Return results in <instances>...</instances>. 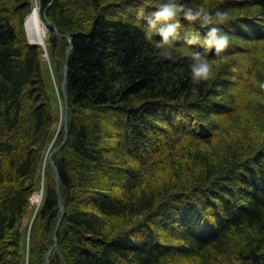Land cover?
Masks as SVG:
<instances>
[{"label":"trees","instance_id":"16d2710c","mask_svg":"<svg viewBox=\"0 0 264 264\" xmlns=\"http://www.w3.org/2000/svg\"><path fill=\"white\" fill-rule=\"evenodd\" d=\"M62 72L73 38L67 140L32 193L59 116L44 50L27 39L33 0H0V264H264V0H187L226 13L220 54L145 35L158 0H39ZM212 62L193 82L190 60ZM64 75V72H62ZM63 77V76H62ZM60 131L57 146L62 142ZM61 197V198H60Z\"/></svg>","mask_w":264,"mask_h":264},{"label":"clouds","instance_id":"9594fccd","mask_svg":"<svg viewBox=\"0 0 264 264\" xmlns=\"http://www.w3.org/2000/svg\"><path fill=\"white\" fill-rule=\"evenodd\" d=\"M197 22L205 29L203 37L199 33L185 36L188 45L202 43L208 50H214L218 55L229 44L230 36L221 27L226 22V13L195 8L187 0H158L152 12L146 18L145 35L151 38L160 34L162 44H168L180 39L181 19ZM190 75L193 82L209 78L213 65L208 56L195 50L191 54Z\"/></svg>","mask_w":264,"mask_h":264},{"label":"rangeland","instance_id":"374dc122","mask_svg":"<svg viewBox=\"0 0 264 264\" xmlns=\"http://www.w3.org/2000/svg\"><path fill=\"white\" fill-rule=\"evenodd\" d=\"M38 2V5H39V0H33V4L35 5L36 3ZM33 5V6H34ZM40 6V5H39ZM34 9V8H33ZM42 11H43V8L40 6V17H42ZM30 14V13H29ZM28 14V15H29ZM26 18V17H25ZM43 19V17H42ZM26 20V19H25ZM47 25V24H45ZM48 28V34H47V40H48V47H49V50H50V53L47 52L46 53V50H44V47L42 46L43 50H44V76H45V83L47 84V89H48V93L49 95H51V100H52V106L54 107L56 113H57V116H59V120L55 126V130L52 132V135H51V140H50V143L47 147V151L43 157V164L41 166V170H40V175L38 176V184H40L39 186V189L38 190H35L33 193H32V198H31V214H29L28 217H26V220H25V224H24V234H23V248L25 251H27L28 253V247H29V235H30V232H31V225L33 223V220H34V216L35 214L37 213V211L40 209L41 205L43 204V201H44V198L46 195H44V191H40L42 186H44L45 188V176H46V173H45V166L48 162H46L47 160V157L49 155L50 152H52V148H54L56 145V143L58 142V137H59V134H60V131L62 130V127H63V120H64V98H63V94L61 93V80H62V72L58 71V61H56V56L53 52V50L51 49V44L49 42V32H50V28L47 26ZM26 34H27V31H26ZM27 39H28V34H27ZM31 42V41H30ZM65 66V65H64ZM64 128V127H63ZM64 136V134H63ZM62 141H63V137H62ZM59 145V144H58ZM54 154V153H53ZM52 154V155H53ZM56 189H57V186H56ZM45 190V189H44ZM37 193H40L42 195V200L40 201V203L38 204L37 201L35 200V194ZM59 205H60V199H59ZM62 205V204H61ZM60 205V206H61ZM64 206V205H63ZM61 218V209H60V216ZM59 218V220H60ZM59 220L57 222V224L59 223ZM56 224V226H57ZM56 226H55V231H54V234L56 232ZM59 231V229H58ZM58 231H57V238H58ZM55 244V243H54ZM49 249V248H48ZM188 264H198L195 260L193 261H190L188 262Z\"/></svg>","mask_w":264,"mask_h":264},{"label":"water","instance_id":"95a60500","mask_svg":"<svg viewBox=\"0 0 264 264\" xmlns=\"http://www.w3.org/2000/svg\"><path fill=\"white\" fill-rule=\"evenodd\" d=\"M50 4H51V1L49 3H47V5L45 6V8L43 9L42 11V17H43V20L45 22V24H47V26L49 28H52L54 29V31L57 33V34H62L58 29H56L53 25H52V22L50 20V18L48 17V14H47V11H48V8L50 7ZM29 15L26 16V20L28 19ZM26 20H25V23H26ZM66 38H68L70 40V43H69V46L67 48V51H66V55H65V66H64V75H63V78L61 80V93L63 94V98H64V120H63V127H64V136H63V141L55 146L54 148H52V152L50 154V157H49V161H50V164L53 168V171L55 172L56 174V177H55V180L58 181V178H59V172H58V167L57 165L55 164L54 161H51V156L54 152L58 151L60 148L63 147L64 143L66 142L67 140V134H68V120H69V116H68V112H69V108H70V105H69V95L67 94V79H68V70H69V60L68 59V56L70 54V51H71V47H72V43H73V38L69 35H64ZM31 43L33 44H41L42 45V42H32ZM43 46V45H42ZM61 205V203H60ZM60 209H61V218L59 220V223L57 224L56 226V232L54 234V239H55V244L54 246L50 247L47 251V254H46V262L47 264H51V261H50V255L52 254V251H53V248H55L58 244V239H57V231L59 229V226H60V223L62 221V218H63V213H64V206L61 205L60 206Z\"/></svg>","mask_w":264,"mask_h":264},{"label":"bare ground","instance_id":"6f19581e","mask_svg":"<svg viewBox=\"0 0 264 264\" xmlns=\"http://www.w3.org/2000/svg\"><path fill=\"white\" fill-rule=\"evenodd\" d=\"M27 18L28 19L26 20V23H25V29H26L27 34H28V40H30L32 42H42V45L44 47V50H46V53L47 52L50 53V50L48 47V40L46 39L47 34H48V28H47V25H45V22L42 19V17H40V6L38 5V2L34 5V9L32 10V12L29 14V16ZM50 154H51V152L49 153L47 160H46V162H48L49 164H50V161H49ZM51 157H52L51 161H54L53 155ZM54 162L57 165L56 161H54ZM50 166H51V164H50ZM57 167H58V165H57ZM51 168H52V166H51ZM52 172H54L53 168H52ZM58 172H59V168H58ZM55 177H56V174L54 172V182L56 183V186H57V193L61 196V194H60L61 193L60 192L61 174H60V172H59L58 181L55 180ZM44 189H45L44 186H42L40 191L43 192V191H45ZM35 200L39 204L40 201L42 200V195L40 193L35 194ZM60 203H61V199H60ZM52 246H54V245H52ZM57 247H58V244L55 248H53L52 254L56 253Z\"/></svg>","mask_w":264,"mask_h":264}]
</instances>
